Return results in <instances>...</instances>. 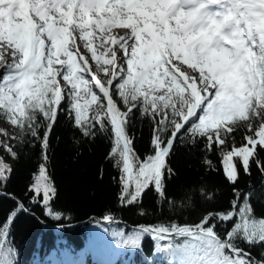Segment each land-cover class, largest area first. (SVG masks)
Returning a JSON list of instances; mask_svg holds the SVG:
<instances>
[{
	"label": "snow or ice",
	"instance_id": "1",
	"mask_svg": "<svg viewBox=\"0 0 264 264\" xmlns=\"http://www.w3.org/2000/svg\"><path fill=\"white\" fill-rule=\"evenodd\" d=\"M113 28L124 35L113 36ZM77 34L95 70L81 54ZM0 47L12 50L11 60L0 57V117L17 130L10 139L41 146L42 162L28 192L46 215H63L51 206L57 189L47 149L65 99L68 118L84 137H108L121 206L142 200L149 189L170 207L192 205L196 189L179 200L166 192L175 175L169 159L177 140L192 146L204 140L205 152L220 149L233 185L239 178L236 158L245 174L253 161L264 173V0H0ZM90 104L96 106L92 116ZM136 111L151 125L150 151L143 157L129 132ZM241 125L249 134L241 146H230ZM0 148L17 158L7 140H0ZM203 162L213 167L207 156ZM11 173L12 165L0 156V197L17 205L0 225V264H15L7 237L15 216L27 211L3 191ZM232 192L228 209L206 212L198 222L139 225L113 236L117 244L138 248L151 235L157 252L179 264H264V215L257 217L252 207L254 189ZM198 194L207 200L215 195L204 187ZM103 220L116 222L111 214Z\"/></svg>",
	"mask_w": 264,
	"mask_h": 264
},
{
	"label": "trees",
	"instance_id": "2",
	"mask_svg": "<svg viewBox=\"0 0 264 264\" xmlns=\"http://www.w3.org/2000/svg\"><path fill=\"white\" fill-rule=\"evenodd\" d=\"M102 75L105 76L103 72ZM62 108L64 110L59 113L51 130L47 149L48 171L57 189L51 206L54 211L63 214L60 219L46 215L40 203L30 202L32 193L28 192V188L33 173L42 162L40 144H21L14 139H5L17 152L15 159L0 148V156L12 165L11 177L3 191L14 194L29 211H20L15 216L7 237L16 250L15 264H97L88 253L79 251L85 247L90 226L98 218L103 219L105 214L113 215L116 221L111 225L103 224V231L111 250L120 252L118 264H179L178 260L157 252L151 235L142 238L140 247L132 248L117 244L113 232L123 229L127 235L138 225L198 222L206 212L228 209L230 200L234 198L233 187L241 191L254 189L252 207L257 217L264 215V173L255 161L251 163L248 175L236 158L239 178L233 185L225 177L220 149L213 146L210 152L202 151L204 140L198 141L195 146L181 145L177 140L169 159L175 175L166 181L167 195L179 200L185 192L196 189L191 206L180 207L177 204L170 207L168 201H160L152 189L143 194L142 200L121 206L118 199L120 184L118 179H114L119 173L113 167V161L107 158L111 147L108 137L103 133L92 139L84 137L74 127V121L68 118L67 99L62 102ZM0 120L11 126L12 135L17 131L4 118L0 117ZM129 132L135 137V150L143 157L150 151L151 125L139 118L138 111L134 112ZM247 134L249 130L246 126L237 127L229 137V145L241 146ZM205 156L212 162L211 169L203 162ZM259 156L264 159V150L259 151ZM200 187L215 193L213 199L200 196ZM16 206L15 200L0 197V225ZM78 222L82 223L76 224ZM177 242H182V238H177ZM251 251L259 256L260 248L254 247ZM52 252L55 253L54 259L49 258Z\"/></svg>",
	"mask_w": 264,
	"mask_h": 264
},
{
	"label": "rangeland",
	"instance_id": "3",
	"mask_svg": "<svg viewBox=\"0 0 264 264\" xmlns=\"http://www.w3.org/2000/svg\"><path fill=\"white\" fill-rule=\"evenodd\" d=\"M112 35L115 37H118L113 32H112ZM77 41H78V47L80 49L81 54H87L89 58L90 66L95 70V62L91 61L90 59L91 53H88L87 49L83 47L84 42L79 41L78 34H77ZM112 47L115 48L116 45H112ZM11 51H12L11 49L5 50L3 47H0V57L4 58L5 60H11L12 59ZM101 51L102 49H98L97 54H99ZM0 75H2V70H0ZM104 78L106 77L104 76ZM61 83H64V82L61 80ZM85 98L88 99V97H85ZM81 102L83 103L84 101L82 100ZM95 107H96L95 104L88 105V110H87L88 116L93 115ZM0 127L2 128L3 131H6L8 134L7 136H5L3 133H1L0 140L9 139L12 135L11 126L7 125L6 123L0 120ZM104 237L105 235H104V231L102 228V224H100L99 222H96L95 224L91 225V227L89 228V235L86 241V245L84 249L80 251V253H83V252L90 253L92 257L102 260L103 264H110L111 260L107 263V257H108V254H110V251L107 248ZM54 256H55V253L52 252L50 253L49 258L54 259Z\"/></svg>",
	"mask_w": 264,
	"mask_h": 264
},
{
	"label": "water",
	"instance_id": "4",
	"mask_svg": "<svg viewBox=\"0 0 264 264\" xmlns=\"http://www.w3.org/2000/svg\"><path fill=\"white\" fill-rule=\"evenodd\" d=\"M27 212H29L28 210H27ZM98 221L99 222H105L104 220H102V219H100V218H98ZM82 222H78V223H76V224H81ZM105 223H108L109 224V222H105ZM112 223V222H111ZM146 225H149V224H146ZM138 227V226H137Z\"/></svg>",
	"mask_w": 264,
	"mask_h": 264
},
{
	"label": "bare ground",
	"instance_id": "5",
	"mask_svg": "<svg viewBox=\"0 0 264 264\" xmlns=\"http://www.w3.org/2000/svg\"><path fill=\"white\" fill-rule=\"evenodd\" d=\"M119 33V32H118Z\"/></svg>",
	"mask_w": 264,
	"mask_h": 264
}]
</instances>
